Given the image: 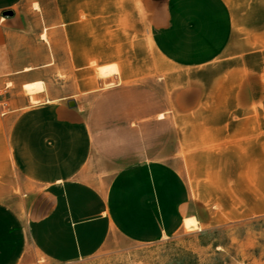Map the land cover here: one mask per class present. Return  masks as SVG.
I'll return each mask as SVG.
<instances>
[{
    "label": "crops",
    "instance_id": "1",
    "mask_svg": "<svg viewBox=\"0 0 264 264\" xmlns=\"http://www.w3.org/2000/svg\"><path fill=\"white\" fill-rule=\"evenodd\" d=\"M7 11L0 264L264 217V0H0Z\"/></svg>",
    "mask_w": 264,
    "mask_h": 264
},
{
    "label": "rangeland",
    "instance_id": "2",
    "mask_svg": "<svg viewBox=\"0 0 264 264\" xmlns=\"http://www.w3.org/2000/svg\"><path fill=\"white\" fill-rule=\"evenodd\" d=\"M193 220L149 245L114 236L92 258L70 264H264V217L200 231ZM34 264L55 263L34 256Z\"/></svg>",
    "mask_w": 264,
    "mask_h": 264
},
{
    "label": "bare ground",
    "instance_id": "3",
    "mask_svg": "<svg viewBox=\"0 0 264 264\" xmlns=\"http://www.w3.org/2000/svg\"><path fill=\"white\" fill-rule=\"evenodd\" d=\"M100 73H102V72H100ZM41 89H42V84H40V83L39 84L36 83V84H33V85L29 84V85L25 86V90H26V92L28 94H33V93H35V92H37L38 90H41Z\"/></svg>",
    "mask_w": 264,
    "mask_h": 264
},
{
    "label": "water",
    "instance_id": "4",
    "mask_svg": "<svg viewBox=\"0 0 264 264\" xmlns=\"http://www.w3.org/2000/svg\"><path fill=\"white\" fill-rule=\"evenodd\" d=\"M2 15H3V17H12L13 13L11 11H7V12H3ZM68 106L70 108H73V107H75V104L71 101V102L68 103Z\"/></svg>",
    "mask_w": 264,
    "mask_h": 264
}]
</instances>
